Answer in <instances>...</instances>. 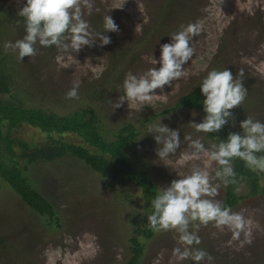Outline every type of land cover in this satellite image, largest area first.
<instances>
[{
  "label": "rangeland",
  "instance_id": "374dc122",
  "mask_svg": "<svg viewBox=\"0 0 264 264\" xmlns=\"http://www.w3.org/2000/svg\"><path fill=\"white\" fill-rule=\"evenodd\" d=\"M176 1L93 0L91 13L82 9L83 18L94 35L103 29L108 12L119 26L117 32L105 33L111 43L100 46L97 40L77 52L37 44L35 55L21 60L13 49L3 45L25 34L24 18L18 15L25 0H0V65L7 70L15 97L26 106L59 114L93 106L109 140L120 127L133 123L138 136L127 153L135 167L149 174L158 190L193 167H208L210 176L219 167L204 153L181 163L192 151L186 135L199 138L206 149L217 142L192 126L202 121V112L174 108L178 98L199 85L208 71L225 67L235 77L243 69L247 94L230 110V119L238 128L247 116L264 122V0ZM190 23L198 24L201 30L190 41L193 55L184 65L186 76L163 90L157 89L142 108L129 100L113 109L109 101L124 94L127 74L139 76L158 67L150 62L152 55L158 58L160 45L169 42V35ZM73 81L79 82L78 94L68 98L66 93ZM159 121L177 130L181 140L176 152L165 160L156 156L159 145L153 135L144 134L147 125ZM13 133L30 143L44 142L46 137L27 124ZM63 137L79 140L70 134ZM18 161L21 166L25 164ZM26 175L52 203L58 223L31 210L0 180V264H121L128 259L132 218L148 211L138 188L105 179L75 159L27 164ZM261 182L264 185V178ZM212 183L220 181L213 179ZM224 192L225 184L220 183L217 195L211 198L223 202ZM238 193L246 194V187L240 186ZM231 210H243L253 221L251 243L229 244L231 232L226 226L218 229L214 222L198 228L190 224L189 230L196 231L200 243L189 247L203 249L213 257L199 264H264V194L245 199ZM178 246L177 230H156L146 240L140 264H197L190 259L177 261L172 249Z\"/></svg>",
  "mask_w": 264,
  "mask_h": 264
},
{
  "label": "clouds",
  "instance_id": "9594fccd",
  "mask_svg": "<svg viewBox=\"0 0 264 264\" xmlns=\"http://www.w3.org/2000/svg\"><path fill=\"white\" fill-rule=\"evenodd\" d=\"M83 8L91 13L93 0H25L18 10V15L24 18L25 34L15 42L6 41L3 47L13 49L23 60L25 56L35 55L37 44L44 47L55 45L77 52L82 46H91L97 40L100 46L111 43V37L105 33L119 30L113 18L107 12L103 18V29L93 35L83 18ZM200 30L198 24L190 23L171 33L169 42L160 45L159 57L152 55L150 58L153 65L159 66H153L139 76L128 73L123 82L124 94L115 101H109L113 109L129 100L136 101L142 108L153 99L157 89L163 90L166 85H172L173 81L186 76L184 65L193 55L190 41ZM243 76V69L235 77L225 67L207 72L199 83L205 116L201 122L192 123L197 131L216 132L227 123L232 116L230 110L240 105L247 94L242 83ZM78 87L79 82L73 81L67 97L76 98ZM240 128L241 132L229 133L225 140L211 144L209 149L199 138L191 139L190 135H186L185 140L190 141L192 151L183 156L181 163L199 158L204 153L210 162L215 161L219 167L215 169L214 176H210L208 167H193L187 174L160 188L151 201L152 212L147 216L150 227L157 231L171 228L179 233L181 246L172 249L177 261L190 259L199 264L205 258L208 261L213 259L205 250L189 247L200 243L196 231L189 230L190 224L198 228L200 224L214 222L218 229L223 230L226 226L231 232L229 244L232 241H240L241 245L251 243L253 221L245 217L243 210L233 212L221 201L211 198L217 195L220 183L227 185L234 182L230 180L235 175L231 165L233 157L243 159L252 169L264 171V156L256 155L264 152V122L247 116L240 121ZM145 133L152 134L159 145L155 152L161 160L174 154L181 144L177 130L160 121L147 125ZM213 179L220 183H212ZM197 221L198 224L194 223Z\"/></svg>",
  "mask_w": 264,
  "mask_h": 264
},
{
  "label": "trees",
  "instance_id": "16d2710c",
  "mask_svg": "<svg viewBox=\"0 0 264 264\" xmlns=\"http://www.w3.org/2000/svg\"><path fill=\"white\" fill-rule=\"evenodd\" d=\"M175 1L172 0V3L176 4ZM12 92V82L7 70L4 65H0V180L6 183L31 210L45 216L52 223H58L54 206L30 182L26 175L27 164L75 159L105 179L115 180L125 187L138 188L148 211L142 217L133 216L132 236L129 239L130 255L121 264H140L146 240L156 231L150 227L147 216L152 212L151 201L159 190L145 170L134 166L127 153L138 136L135 125L126 123L118 129L114 138L109 140L103 134L99 116L93 106L59 114L39 107L26 106ZM202 100L203 96L197 85L180 96L174 108L196 109L205 115ZM24 124L45 133L44 142L30 143L14 135V129ZM241 131L229 117L221 129L205 134L218 144L225 140L229 133ZM66 134L74 135L79 140H67L63 137ZM256 155L264 156V152ZM18 158L25 163L23 166ZM231 165L235 175L230 180L234 182L225 185L222 204L232 209L245 199L264 194V185L261 182L264 171L250 168L239 157H233ZM242 185L247 189L246 194L238 193Z\"/></svg>",
  "mask_w": 264,
  "mask_h": 264
}]
</instances>
